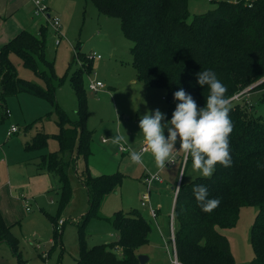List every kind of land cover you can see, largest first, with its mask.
<instances>
[{"label": "trees", "instance_id": "1", "mask_svg": "<svg viewBox=\"0 0 264 264\" xmlns=\"http://www.w3.org/2000/svg\"><path fill=\"white\" fill-rule=\"evenodd\" d=\"M89 1L99 14L118 19L121 33L132 44L131 64L136 81L144 87L163 90L165 100L173 104L179 103L174 93L183 88L193 97L198 109L204 107L209 95L208 86L197 83L199 72L215 71L227 89L225 95L230 102L229 117L233 124L229 136L232 163L230 167L217 164L210 178L196 177L185 182V168L192 162L191 156H187L173 206V246L177 260L180 264H234L223 231L235 226L241 207L255 206L258 210L249 233L253 259L249 264H264V120L233 102L244 90L261 92L256 103L264 107V0H220L214 9L191 17L190 0ZM44 30L43 26L39 28L40 37L22 30L0 47V124L9 115L6 106L9 97L27 91L52 99L53 82L57 86L62 84L63 78L56 79L53 64L46 59ZM11 54L18 56L23 67L44 82L45 90L19 77L10 60ZM76 56L79 57L78 51ZM81 58L84 68L81 66L70 77L78 119L71 121L55 106L59 149L39 155L41 162L36 165L37 175L48 174L57 180L58 205L55 216L49 217L56 237L59 222L56 224V218L71 196L69 173L74 170L76 155H89L83 75L90 72L91 61L86 56ZM45 145V136L38 134L26 144L25 150H40ZM122 179L118 173L96 177L86 174L83 185L89 209L77 225V257L73 264H139L137 250L148 243L151 227L136 210L113 215L116 241L90 248L85 241L87 218L96 217L103 198L115 192ZM195 185L206 186L208 198L220 200L213 212L202 211L193 192ZM2 242H7L17 253L18 240L0 215Z\"/></svg>", "mask_w": 264, "mask_h": 264}, {"label": "rangeland", "instance_id": "2", "mask_svg": "<svg viewBox=\"0 0 264 264\" xmlns=\"http://www.w3.org/2000/svg\"><path fill=\"white\" fill-rule=\"evenodd\" d=\"M41 1L60 20L59 34L50 23L35 16H32L25 30L40 37L39 28H45L46 59L52 62L56 79L63 78V81L60 86H57L56 81L53 82L55 91L52 99L22 91L6 100L9 115L0 124V185H5L0 192V215L17 238L18 250L15 254L7 242L0 243V264H18V257L21 264H73L77 257V225L89 209L83 185L85 176L116 173L123 178L121 185L103 198L96 217L90 216L86 220L84 233L87 247L116 241L118 234L112 227L113 215L118 211L126 213L136 210L151 227L148 243L139 248L137 254L147 256L150 259L147 264H171L174 259L170 240V216L174 205L171 199L174 197L173 188L177 179L181 180L180 175L185 168L184 164L180 173L181 161L177 163V157L183 158L185 154L179 151L178 139L174 146L176 150L172 153V156L175 154V165L168 164L162 169L157 167L150 152L142 154V164H134L130 159V151L146 145L139 128L143 115L159 109L165 117L162 124L166 123L171 120L178 103L165 100L163 90L146 88L136 81L131 64L132 44L121 33L118 19L99 14L89 0ZM217 1L220 0H190V17L214 9ZM57 40L58 45L55 44ZM77 51L79 57L76 56ZM93 53L101 58L90 59ZM84 56L91 61L90 72L83 75L87 98L89 155H76L74 170L69 173L71 196L56 218V224L59 220L64 222L61 226L57 224L56 237L49 217L55 216L58 205L59 192L55 189L57 180L48 174L47 179L31 180L34 166L28 163L39 165V155L59 149L56 140L59 131L56 105L71 121H77V101L70 77L81 66L84 68L81 58ZM10 60L20 78L46 89L43 81L23 67L18 56L11 54ZM90 81L101 82L104 89L98 93L90 92L87 88ZM246 92L244 90L235 96L233 102L255 112L264 120V107L256 103L261 92ZM11 124L16 125L19 131L6 139ZM38 134L45 136V147L35 151L25 150L26 144ZM164 134L167 137V127ZM116 136L125 139L114 145L112 138ZM120 147L127 148L123 154L119 152ZM157 171L161 182H154L149 193V201L156 210L155 223L148 207L141 206V197L147 193L143 180L145 173L151 175ZM196 177L202 176L189 162L184 171V181ZM22 194L27 198H22ZM257 210L255 206L241 207L235 226L223 231L234 264H249L253 259L249 233ZM172 225L175 227L174 219Z\"/></svg>", "mask_w": 264, "mask_h": 264}, {"label": "clouds", "instance_id": "3", "mask_svg": "<svg viewBox=\"0 0 264 264\" xmlns=\"http://www.w3.org/2000/svg\"><path fill=\"white\" fill-rule=\"evenodd\" d=\"M197 75L198 85H207L209 89L204 107L198 109L193 97L181 88L174 93V99L179 103L170 121L162 124L165 117L157 109L143 115L139 128L146 141L145 150L151 153L157 167L163 169L166 163H172V153L176 150L174 146L179 139V151L186 157L191 156L193 169L200 176L210 178L217 164L230 167L232 163L229 151V136L233 131L229 117L231 107L225 95L227 89L215 71L207 69ZM166 127L167 137L164 134ZM124 139L123 136H116L112 138V143L118 145ZM130 159L134 164L143 163L141 153L136 151H130ZM193 192L205 213L213 212L220 204L218 198H208V189L204 185H195Z\"/></svg>", "mask_w": 264, "mask_h": 264}, {"label": "built area", "instance_id": "4", "mask_svg": "<svg viewBox=\"0 0 264 264\" xmlns=\"http://www.w3.org/2000/svg\"><path fill=\"white\" fill-rule=\"evenodd\" d=\"M32 3H33V15L35 17H41L43 18L47 23H50L51 27L54 29V31L59 34V29L61 27V24H60V20L56 17V16H51L50 15V12H49V8L47 6H45V4H43V2L41 0H31ZM246 1H253V0H246ZM56 45L59 44V40H57L55 42ZM100 59V55L98 54H95L93 53L91 56H90V59ZM87 88L90 92H93V93H98L100 92L101 90L104 89V86L102 85L101 82L99 81H95V82H88L87 84ZM18 133V128L17 126L15 125H11L9 126V129L7 130L6 132V139L12 137L13 135L17 134ZM126 147H120L119 150L121 152H125L126 151ZM146 149V145H143L139 148V150L137 151L138 153H141V155L145 152H148L145 150ZM186 156L183 157L182 161H181V171L183 169V166L185 164V161H186ZM175 154L172 156V163H166V166L168 164L170 165H174L175 164ZM154 182H161V178L159 176V173L156 172L155 174H151V175H148L146 174V177L144 179V183H145V187H146V192L147 193H144L141 197V206H147L148 209H149V212H150V216L152 217V219H154L156 217V210H154L152 208V206L149 204V193H150V187L151 185L154 183ZM178 187H179V181L178 183L176 184L175 186V194L176 195V192L178 190ZM173 219H174V216H173V213L172 215L170 216V240L173 244V239H174V229H173ZM59 226L63 225V221L62 220H59L58 222ZM173 254H174V259L171 261V264H180L179 261L177 260L176 258V255H175V251H174V246H173Z\"/></svg>", "mask_w": 264, "mask_h": 264}, {"label": "crops", "instance_id": "5", "mask_svg": "<svg viewBox=\"0 0 264 264\" xmlns=\"http://www.w3.org/2000/svg\"><path fill=\"white\" fill-rule=\"evenodd\" d=\"M49 12H50L51 16H56L53 13V11H51L50 9H49ZM29 15H30V17H29ZM32 16H34V15H33V3L31 0H0V47L3 44H5L7 41H9L11 38H13L20 31L25 30L27 27V24H29L32 21ZM19 21H23V23L19 24L20 23ZM11 125H13V124H11ZM125 146H127V145H125ZM128 148H130V147H128ZM138 150H139V148H137L135 150L131 149V151H136V152ZM119 152L121 154H123V152H121L120 150H119ZM178 155L179 154H177V156ZM182 159L183 158L181 156H178L177 157V163L179 161H182ZM28 164H32L34 166V171H33L34 173L31 176V180L39 181V179L40 180L47 179L48 175H46V174L37 175L35 162L34 163L31 162ZM158 171H160V169ZM180 173H181V166H180ZM180 173H179V175H180ZM145 177H146V173H145L143 180L145 179ZM178 181H179V179H177L176 184L178 183ZM4 187H5L4 184L0 185V192H2ZM51 188H52V186H51ZM173 191H174V188H173ZM21 196H22V198H25V197L27 198V196H25L24 194H22ZM171 200L173 202L175 201V195H174V197H172ZM26 203H27V201H26ZM149 204L151 205L150 201H149ZM144 207H146V206H144ZM153 221L155 223H157L156 217L153 219ZM173 229H174V226H173ZM148 261H150V259Z\"/></svg>", "mask_w": 264, "mask_h": 264}, {"label": "water", "instance_id": "6", "mask_svg": "<svg viewBox=\"0 0 264 264\" xmlns=\"http://www.w3.org/2000/svg\"><path fill=\"white\" fill-rule=\"evenodd\" d=\"M137 259H138L139 264H147L149 260L147 256L140 255V254L137 256Z\"/></svg>", "mask_w": 264, "mask_h": 264}]
</instances>
